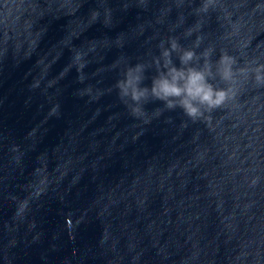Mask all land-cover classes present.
<instances>
[{
  "label": "water",
  "instance_id": "1",
  "mask_svg": "<svg viewBox=\"0 0 264 264\" xmlns=\"http://www.w3.org/2000/svg\"><path fill=\"white\" fill-rule=\"evenodd\" d=\"M166 49L234 58V99L123 96ZM259 64L264 0H0V264H264Z\"/></svg>",
  "mask_w": 264,
  "mask_h": 264
},
{
  "label": "clouds",
  "instance_id": "2",
  "mask_svg": "<svg viewBox=\"0 0 264 264\" xmlns=\"http://www.w3.org/2000/svg\"><path fill=\"white\" fill-rule=\"evenodd\" d=\"M176 47L177 45L173 43L172 50ZM210 55V53L203 55L205 63L196 67L192 66L193 61L197 60L196 53L184 51L179 57L181 67L177 68L172 64L171 52L166 49L162 53L165 70L152 80L150 89L141 86L144 71L141 65L129 69L125 80L120 82L118 87L121 94L129 97L136 105H139L141 101H146L150 93L156 100L164 102L168 108L180 107L190 118L197 119L203 115L204 110L210 112L219 109L235 97V92L231 87L219 88L210 82L219 76L221 81L231 84L235 76L234 58L227 54L222 55L217 62L219 67L214 72ZM239 71L245 74L248 69ZM252 74L255 83L264 87V64H259L252 69ZM230 93H232L231 96Z\"/></svg>",
  "mask_w": 264,
  "mask_h": 264
}]
</instances>
